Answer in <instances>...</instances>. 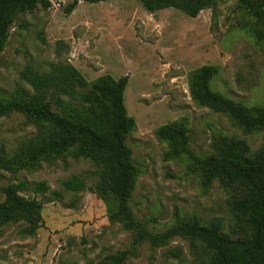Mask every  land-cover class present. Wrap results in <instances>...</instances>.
<instances>
[{"label": "rangeland", "instance_id": "1", "mask_svg": "<svg viewBox=\"0 0 264 264\" xmlns=\"http://www.w3.org/2000/svg\"><path fill=\"white\" fill-rule=\"evenodd\" d=\"M71 2L53 0L48 9L38 6L18 15L0 51V103L38 94L53 111L72 113L84 89L75 94L72 88L44 86L37 92L25 78L32 70L47 71L53 61L71 63L87 83L105 74L128 76L124 103L135 125L126 141L138 168L129 199L134 215L154 232L189 217L202 223L221 218L230 231L236 221L228 202L233 190L217 181L204 188L195 164L213 152L219 136L256 153L264 128L246 131L238 121L198 104L190 85L198 68L212 65V89L264 108V22L237 0H217L196 16L173 7L150 11L139 0H78L66 11ZM174 122L185 126V141L161 133L163 125ZM43 130L19 113L0 117V155ZM60 153L30 167L0 168V201L9 182L23 180L32 188L46 181L51 189H60L70 177L85 182L83 191H63L62 200L42 204L34 234L26 233L25 221L1 224L0 264H110L107 255L119 251L127 252L123 264H198L202 251L183 237L164 246L135 244L131 231L108 219V203L96 190L98 167Z\"/></svg>", "mask_w": 264, "mask_h": 264}, {"label": "trees", "instance_id": "2", "mask_svg": "<svg viewBox=\"0 0 264 264\" xmlns=\"http://www.w3.org/2000/svg\"><path fill=\"white\" fill-rule=\"evenodd\" d=\"M52 1L0 0V51L19 14L31 12L38 6L48 9ZM139 1L150 11L173 7L196 16L217 0ZM237 1L242 10L264 22V0ZM77 2L72 0L66 11H71ZM214 72L212 65L196 70L190 85L192 98L213 112L238 121L246 131L263 129L264 108L245 106L212 89L210 82ZM25 78L37 92L44 86H54L60 91L70 88L73 92L78 88L84 91L74 92L79 95L72 113L53 111L46 98L38 94H20L1 102L0 117L19 113L43 125L44 130L12 153L1 154L0 168L30 167L36 159H50L56 152L89 159L99 169L96 190L108 203L109 221L120 223L131 231L135 244L147 241L154 246H164L179 236L187 239L194 251H202L198 264H264V143L251 154L247 146L219 136L213 142V152L195 164L204 188L217 181L233 190L228 202L236 219L235 227L226 230L221 218L202 223L197 217H189L175 221L162 232H154L136 218L129 206L138 168L126 141L135 125L124 103L128 76L114 78L105 74L87 83L71 63L58 60L51 62L47 71L32 70ZM160 131L167 137L186 140V128L182 123L165 124ZM60 183V189H51L46 181L32 188L23 180L6 184L1 188L4 198L0 201V225L25 221L26 233L34 234L39 227L43 203L62 200L63 191L85 189L84 180L78 177L66 178ZM126 254V251H119L107 255L106 261L123 264Z\"/></svg>", "mask_w": 264, "mask_h": 264}]
</instances>
